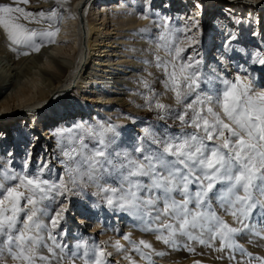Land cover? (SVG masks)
<instances>
[{
	"label": "rangeland",
	"instance_id": "obj_1",
	"mask_svg": "<svg viewBox=\"0 0 264 264\" xmlns=\"http://www.w3.org/2000/svg\"><path fill=\"white\" fill-rule=\"evenodd\" d=\"M0 1V3L12 2V0ZM96 1L89 0V7L82 13V16L85 14L83 25L87 22L92 24L94 33L91 34V38L96 40L94 46H97L100 52L109 53L103 54L101 58L102 61H109L104 65L105 67H96L91 63L87 66V75L94 73L99 75L100 80L107 69L105 74L112 72L114 74L111 75L112 77L120 78L118 81L120 85L114 88L110 83L111 78L103 79L102 82L108 85L101 86L102 82H99L100 87L97 89L94 81L98 77L92 75L94 78H89L84 94H79L80 92L77 91L79 84L71 85L69 90L60 93L61 100L72 101L75 98L80 108L90 110L75 116L71 120L70 127L59 122L51 128V134H46L44 127L40 126L42 112H33L28 102H19L17 97L19 93L29 91V98L36 102L42 91L45 93L51 89V79L59 78V65H70L77 49L73 33L76 20L74 15L69 10H62V18L59 20L62 35L53 38L55 44L36 38L37 42L44 44L39 52L16 46L19 50L17 64L9 62L4 55L0 56V81L3 84V95L0 100L8 102L10 106L6 116L0 115V124L3 125L0 128V139H7L6 154L3 150V156L5 154L4 160L8 161V166L0 162V184L4 183L3 188L18 183L10 179L13 175L40 176L41 179L57 184L61 179L67 182L66 166L72 162L64 156V151L70 150L73 146L79 148L81 138L83 144L87 145L86 152L99 147L97 138L87 135L82 129L92 128L97 133L104 132L105 139L111 141L108 152L116 150L137 157L141 153L135 152V148L145 140V128L161 137L193 132V128L182 124L177 118L185 111L184 105L177 104L175 94L165 90L163 82L167 77L163 68L156 66V56L162 61L171 60L165 48L172 47L173 44L183 49L182 57L191 58L193 63L199 61L194 67L200 74V88L197 91L201 94L222 93L224 89L222 81L234 82L238 75L251 80L254 91L264 90L262 66L252 62L264 58V42L253 30L244 28L247 18L255 25L254 19L248 17L246 0H184L186 3L182 2L183 0H175V3L180 1L178 3L180 9L165 8L167 0H112L111 3H103L105 7H101L102 3ZM195 1H199V4L197 5ZM100 7L101 9L97 10ZM92 8L97 10L94 16L91 15ZM260 8L263 9V6ZM262 9L257 12L264 14ZM203 10L204 14H199L201 17L196 14V12L203 13ZM128 14L129 17H124ZM103 15L105 20L102 19ZM144 16H147V19L141 24L129 23L130 17ZM198 17L200 18L197 19ZM216 17H218L216 20L219 18L222 20L215 21ZM52 30L54 29L49 31ZM234 33L236 37L232 36ZM145 44L149 46L146 47ZM20 51H28L30 55H21ZM168 70L171 71V67ZM143 81H147L150 88H145ZM104 90L111 92L108 94L113 101L99 104L94 97L96 98L98 93L105 92ZM195 95L196 93H193L184 103L193 100ZM145 97H148L153 105L156 101L167 105V109L161 111L154 106L149 108ZM33 115L35 116L32 121H29ZM191 115L192 113L189 112L185 119H189ZM22 118L23 124L20 121ZM110 126L112 130L108 131ZM23 128L27 130L25 134L20 135L21 137L13 135ZM69 135L77 137L74 144L68 139ZM33 140L38 145L36 149L32 148ZM152 147L157 146L152 145ZM76 159H80L79 155ZM99 186L118 187V182L115 175L104 174L95 182L85 176L83 180L78 179L76 184L68 183L71 191L58 195L54 190L50 193L51 199L39 203V211L35 219L42 226H46L42 227L40 232L47 243L51 244L47 239V233L51 231L61 244L67 245V252L76 251L75 246L78 243L86 244L89 258H95L93 257L95 252L101 264H148L147 260L133 250L130 242L123 238L126 235L137 245L141 240L152 245V250L140 246L142 252L151 256L152 264H195L196 261L200 264H260V261L243 255L240 249L250 253L253 258L264 259V207L259 204L241 224L231 214L226 213L216 199H210L209 207L222 220L230 227L241 229L235 236L238 248H225L221 251L220 239L212 240L209 233L204 232L202 238L209 241L211 246L202 245L177 234L179 247L172 249L159 241L152 230L163 227L160 221L151 219L156 215L155 211L141 218L139 215L122 212L119 209L113 210L107 206L105 194L100 192ZM222 187L225 185H216V188ZM240 194L243 195L242 192ZM209 196L211 197L212 193H209ZM257 199L264 203V198L257 197ZM61 207L66 210L59 225L53 229L51 218ZM157 207L162 208L163 205L159 204ZM189 207L194 209L195 205ZM21 219H24L23 213ZM168 222L172 221L165 218V223ZM245 224L247 227H244ZM17 227L20 225L18 224ZM189 230L194 235L200 236L199 229ZM164 234L167 235L166 229ZM117 241L122 246V251L114 247ZM84 250L83 247L79 249L81 253ZM39 251L49 256L51 264H64V261L51 257L46 248L41 247ZM56 251L59 256V249ZM100 251L104 254L99 255ZM155 252H163L165 255L157 256ZM0 264H22V262L12 259L5 247L0 253ZM36 264L40 262L37 261ZM74 264H83V260L76 259Z\"/></svg>",
	"mask_w": 264,
	"mask_h": 264
},
{
	"label": "snow or ice",
	"instance_id": "obj_2",
	"mask_svg": "<svg viewBox=\"0 0 264 264\" xmlns=\"http://www.w3.org/2000/svg\"><path fill=\"white\" fill-rule=\"evenodd\" d=\"M60 2L57 0V3ZM21 3L27 5L29 0L0 3V27L10 44L39 52L44 44L37 42L36 38L54 43L53 38L58 34L59 27L52 31L30 30L20 20L39 23L47 16L49 21H53L57 13L55 10L47 14L42 11L33 13L19 7ZM142 18L147 19V16ZM54 23H49L48 28H53ZM165 51L173 59L162 61L156 56V66L163 68L167 77L163 82L165 90L175 94L177 104L184 105L185 111L177 118L194 131L161 137L145 128V140L135 148V152L141 153L137 157L116 150L108 152L111 141L105 139L104 132L82 129L87 135L97 138L99 147L86 152L87 145L83 144L81 138L79 148L73 146L64 151V156L72 162L66 166L67 182L61 179L57 184L40 176L13 175L10 179L18 181L17 184L7 188L0 185V253L6 247L11 258L22 264H36L37 261L51 264L49 256L39 251L44 247L51 257L64 261V264H74L76 259H82L83 264H101L95 252V258H89L86 244L78 243L76 251L67 252V245L61 244L51 231L47 233L51 244L47 243L40 232L46 226H42L35 217L39 203L51 199L50 193L54 190L58 195H63L71 191L68 183L76 184L78 179L83 180L85 176L95 182L104 174L115 175L118 182V187L99 186L100 192L105 194L107 206L141 218L155 211L156 215L151 219L160 221L163 227L152 230L157 239L170 248L179 247L177 234L211 246L209 241L202 238L204 232L209 233L212 240L220 239L221 251L239 247L235 243V236L241 229L230 227L209 207V202L216 199L225 212L241 224L258 204L264 207V203L257 199L264 198V90L254 91L252 81L238 75L234 82L222 81V93L201 94L197 91L200 88V74L194 67L199 61L193 63L191 58L182 57L183 49L176 44L166 47ZM20 54L27 56L30 52ZM252 62L262 66L261 71L264 72V58ZM143 84L145 88H150L147 81H143ZM193 93H196L194 99L184 103ZM145 99L149 108L167 109V105L158 101L153 105L148 97ZM189 112L192 115L186 120ZM107 130L111 131V126ZM68 139L74 144L77 137L69 135ZM152 145L157 147L153 148ZM77 155L80 159H76ZM217 184L225 187L216 188ZM209 193H212L211 197ZM159 204L163 207H157ZM193 204L194 209L189 207ZM65 210L61 207L51 218L53 229L59 225ZM165 218L172 222L165 223ZM18 224L20 227H17ZM165 229L167 235L164 234ZM189 229H199L200 236ZM123 238L148 264H152L151 256L142 252L140 247L152 250L150 243L141 240L137 245L129 236ZM82 247L85 250L81 253L79 249ZM114 247L118 251L123 250L119 241ZM240 251L264 264V259L253 258L243 249ZM103 254L99 252V255ZM155 255L163 256L165 253L155 252ZM195 264L200 262L196 261Z\"/></svg>",
	"mask_w": 264,
	"mask_h": 264
},
{
	"label": "bare ground",
	"instance_id": "obj_3",
	"mask_svg": "<svg viewBox=\"0 0 264 264\" xmlns=\"http://www.w3.org/2000/svg\"><path fill=\"white\" fill-rule=\"evenodd\" d=\"M111 1L112 0H97L96 3L101 2L102 3L101 7H105V4H103V3H107V2L111 3ZM237 1H240V0H237ZM246 1L248 3L247 4L248 6L246 5L247 6V12L249 13L248 17L250 18V16H251L254 19L255 25H253L254 23L251 24L249 22V19L247 18L245 20L244 28H249V29L253 30L255 32V34H257V36L261 37L260 39H262V41L264 42V14H260L261 12H257L258 10L262 9V8H260L261 6H263L262 10H264V0H253V2H248V0H246ZM182 2H185V1L183 0ZM195 2H197V5L199 4V1H195ZM195 2H193V3H195ZM3 3H5V2H3ZM178 3H180V1ZM178 3H175V0H167V2L165 4L166 5L165 8H169V7L170 8L171 7L172 8H179ZM18 6L25 8L26 11H30L33 13H39L42 11V12H45L47 14L53 10L56 11L57 16L53 18V21H55L53 28H48L49 23H53V21H49L47 19V16L44 19H42L39 23L34 22V21L29 22V21H26L24 19H21L20 23L24 24L25 27L30 29V30H36V31L48 30L49 31L50 29H54L55 27H59L60 30H59L57 35L60 36V35H62V33L60 32L62 28L59 26V20L62 18V10H69L74 15V17L76 19L74 22L75 27L73 28V31H74L73 33L75 35L74 38H75L77 49H76V52L74 53V55L72 56L73 58H72V62L70 63V65L69 66L59 65L60 66L59 67V72H60L59 78H52L51 79V84H50L51 89H48L47 92H45V93H43V91H42V94H41V92H39L41 94V96L36 100V102H34L33 99L29 98V96H28L29 91H27L26 93H19V97H17V100L19 102H28L30 104L29 107L30 108L32 107L31 109H33V112H36V111L42 112V120L40 121L41 122L40 126L44 127V131L46 132V134H49V133L51 134V132H50L51 128L54 125H58L59 122L62 125H68L70 127L71 126L70 125L71 120L75 116L77 117L82 113L90 112V110H88L86 108L84 110L82 108H80L79 107L80 104L78 105L75 98L72 99V101H69L68 99L61 100L60 99L61 98L60 93L69 90L71 85L74 86L75 84L76 85L79 84L80 87L78 88L77 91L80 92L79 94H84L85 90L88 86L87 83H89V78H92V79L94 78L92 75H95L98 77L94 81L95 88H97V89L100 87V86H98L99 82L101 83L103 81V79L107 80L110 78H111L110 83H112L111 86L116 88L117 86L120 85L118 82V81H120L119 80L120 78L112 77L111 75H114V74H112V72L105 74V72H107V69L103 73L102 77H100V80H99V75H96L94 73H92V75L88 74L89 76L87 75V71H88L87 66H89L91 63L94 64L96 67H99V66H104L109 61V60H107V61L101 60L103 54H109V53H106L105 51L100 52L99 49L97 48V46H94V44L96 43V40H93V38H91V34L94 33V28L91 27L92 24L87 22L83 25V17L85 14L82 16V13L85 11V9L87 10V8L89 7V0H61L60 3H57V0H29V3L27 5H24L21 3ZM95 6H97V4H95ZM95 6H93V7L96 8ZM60 7H61V9H59ZM101 7L98 8L97 10L101 9ZM252 8L255 9V12H253ZM97 10L92 8L91 15L92 16L96 15ZM196 14L201 17V15H199V14H204V10H203V13L196 12ZM253 15H255V16H253ZM104 16L105 15L102 16L103 20H105ZM124 17H129V14L125 15ZM200 17H198L197 19H199ZM116 18H119V17H116ZM217 18L218 17L215 18V21H221L222 20L221 18L216 20ZM35 19H40V18L36 17ZM130 19L131 20L129 21V23L131 25L141 24L146 20L145 18H142V17H139V18L130 17ZM248 26H250V27H248ZM254 26H255V29H253ZM169 31L172 32V30L170 28H169ZM244 32H245V29H244ZM242 33H243V29H242ZM232 36L236 37V34L234 33ZM37 38H39V37H37ZM38 40H40V39H38ZM54 41H55V39H54ZM51 44H55V42L51 43ZM145 46L148 47L149 45L147 46V44H145ZM155 48H157V46ZM18 51L19 50H17L16 45L10 44L9 40L7 39L6 33L4 32L3 28L0 27V56L4 55L8 59L9 62H11L13 64H17L18 63V60H17L18 59V57H17ZM20 52H22V51H20ZM172 59H173V57L171 56V60ZM116 79H117V81H116ZM2 82H3V80H2ZM100 85L106 86L108 84H104L102 82ZM2 87H3V84H1V81H0V99L3 95L2 94V91H3ZM113 87H111V88H113ZM34 88H36V86H34ZM59 89H61L62 91H57ZM108 93L110 94L111 92L105 91L103 93H98V95H96L97 97L96 98L94 97V100L98 101L99 104L108 103V102L113 101ZM9 109H10V106H9L8 102H4V101L0 100V115L6 116L10 111ZM35 115H37V113ZM35 115H33L32 118H29V121H32V119ZM23 120H24L23 118L20 120L22 122V124H23ZM2 127H3V125L0 124V128H2ZM63 128L65 129L67 127H63ZM26 130L27 129L23 128L18 133L13 134V135L14 136H20L22 134H25ZM35 139H37V138H35ZM6 140H7L6 138L0 139V162H4L6 164V166H8V161L4 160V158H6L5 157ZM31 144L33 146L32 147L33 149H36L38 147L35 140H33ZM3 150L5 151L4 156H3ZM0 185L5 187L4 183H1ZM80 220H82V219H80Z\"/></svg>",
	"mask_w": 264,
	"mask_h": 264
}]
</instances>
